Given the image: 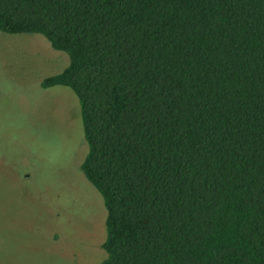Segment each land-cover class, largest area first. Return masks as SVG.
<instances>
[{"label":"trees","instance_id":"16d2710c","mask_svg":"<svg viewBox=\"0 0 264 264\" xmlns=\"http://www.w3.org/2000/svg\"><path fill=\"white\" fill-rule=\"evenodd\" d=\"M80 100L100 264H264V0H0Z\"/></svg>","mask_w":264,"mask_h":264},{"label":"rangeland","instance_id":"374dc122","mask_svg":"<svg viewBox=\"0 0 264 264\" xmlns=\"http://www.w3.org/2000/svg\"><path fill=\"white\" fill-rule=\"evenodd\" d=\"M69 55L41 34L0 30V264H100L107 208L81 165L80 100L45 88Z\"/></svg>","mask_w":264,"mask_h":264}]
</instances>
